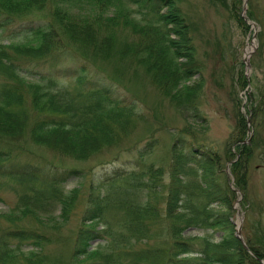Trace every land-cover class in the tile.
Wrapping results in <instances>:
<instances>
[{"label":"trees","instance_id":"obj_1","mask_svg":"<svg viewBox=\"0 0 264 264\" xmlns=\"http://www.w3.org/2000/svg\"><path fill=\"white\" fill-rule=\"evenodd\" d=\"M126 1L137 6L136 12L142 21L158 18L161 26L151 21L142 25L130 20L127 16L132 11L74 18L65 14L60 4L52 7L55 0H0L2 41L11 40L19 33L24 37L28 31L34 36H44L37 47L0 41V145L27 136L32 142L45 144L64 156L85 159L97 154L103 146L115 143L120 128L115 126L117 117L110 118L106 109L108 103L119 104V100L112 98L110 86L105 85L100 63L103 56L113 54H119L120 60L136 53V61L152 73L155 84L173 98L176 106L191 110L200 120L205 117L201 116L199 108L201 83L183 84L199 72V65L191 25L179 1ZM98 2L104 4L103 8L108 3V9L115 1ZM40 10L49 13L37 15ZM239 19L245 24L243 16ZM122 23L125 30L136 33L134 42L124 44L123 48L113 39L115 27ZM66 35L73 42L68 43L63 37ZM178 58L186 62L182 64ZM61 59L65 61L61 63ZM60 63L63 66L58 67ZM61 76L75 78L80 88L73 92L66 87L54 89ZM120 107L127 110L132 106ZM238 122L240 129L245 130L248 122L242 112ZM188 133L191 135L194 131ZM152 141L150 139L144 147L139 145L140 160L152 148ZM239 142L238 138L232 140L227 152L233 155V145L239 146L240 155L235 156L231 172L236 175L237 185L244 188L246 166L254 148H250L248 142ZM194 144L195 140L183 134L173 141L168 171L162 165L150 164L140 170L129 168L114 172L105 181L93 178L89 184V204L72 238L69 264H261L264 242L260 239L254 243L248 238L252 248L249 251L233 232L235 228L228 212L214 207L227 203L229 211L234 208L233 199L236 198L229 179L221 181L214 169L219 155H212L203 143L199 144L198 152ZM11 153L10 149L0 146L1 166ZM193 162L205 166L203 177L188 171L193 168L188 164ZM19 167L18 170L24 169L19 174L6 173L24 178L25 172L33 179L34 174L28 166ZM105 185H116L120 189L110 204L103 203L105 195L101 187ZM62 195L55 187L42 193L37 191L34 197L29 195L24 199L26 208L23 211L0 214V264L63 263L60 254H53L47 248L59 241V234H49L40 222L31 221L32 216L36 217L31 210L46 208L50 200L57 199L62 203L63 217L67 218L75 205V196L65 199ZM121 209L125 212L119 221L124 226L121 234L112 230L109 234L97 228L101 222L105 227L110 226L115 219L111 214L117 216ZM188 228L206 231L208 235L185 238L182 234ZM217 230L222 231V240L215 242L211 236ZM163 234L167 235L165 243L150 241ZM101 237L109 246L108 252L90 262L80 259L81 254L88 253L91 240ZM144 237L148 239L143 245ZM229 238L233 239V245L228 251L221 250L219 247ZM27 246L28 250L24 249Z\"/></svg>","mask_w":264,"mask_h":264},{"label":"rangeland","instance_id":"obj_2","mask_svg":"<svg viewBox=\"0 0 264 264\" xmlns=\"http://www.w3.org/2000/svg\"><path fill=\"white\" fill-rule=\"evenodd\" d=\"M55 1L51 6L60 4L69 17L86 18L95 13L111 16L119 11H132L127 18L142 25L148 21L160 26L162 23L158 18L152 17V20L147 18L142 21L141 15L136 12L137 6L127 4L126 0H111L115 2L108 5V9V3H105L106 8H103L104 4L100 5L98 0ZM178 1L191 25V35L197 50L196 63L199 65V72L183 81V84L201 83L199 108L201 116H205L203 119L193 116L191 110L186 111L181 106H176L173 98L169 94H164L155 84L152 73L136 61V53L120 60L119 54H113L103 56L100 63L101 74H105V85L110 86L112 98L119 100V104L108 103L109 108L106 109L110 118L117 117L115 126L120 128V135L115 143L103 146L97 154L85 159L70 157L67 154L64 156L45 144L32 142L27 136H22L20 140L8 141V145L1 143L12 151V156L9 160L5 159L2 166L0 165V170L4 169L3 172L0 171V214L23 211L26 208L24 199L29 195L34 197L37 191L42 193L53 187L57 188L65 199L70 195L75 196V205L69 210L67 218L62 215V203L59 199L50 200L46 208L31 210L36 215L32 216L31 221L40 222L39 225L49 234H59V241L49 244L47 248L53 254L61 255L63 261L61 264H69L72 238L89 204L87 197L92 179L100 178L101 181H105L114 172L127 171L129 168L140 170L150 164L162 165L168 171L171 146L181 134L195 140L194 145L198 152L199 144L203 143V146L210 149L212 155H219V163L214 165V169L221 181L224 182L226 177L229 179V186L235 191L236 198L233 199L234 208L229 211L227 203L216 204L214 207L228 212L235 228L233 230L235 235L238 226H241V235L249 251L250 249L252 251V248L248 245V238L254 243L260 239L264 242V0ZM48 13L40 10L36 14L47 16ZM239 15L243 16L246 25L241 23ZM135 35L134 31L125 30L122 23L115 27L113 39L123 48L124 44L134 42L132 39ZM0 37L2 38L1 35ZM24 37L19 33L11 40L0 41L5 44L12 42L13 45L22 47L28 45L37 47L43 42L44 36H34L28 31ZM63 37L68 43L73 42L68 35ZM123 41L126 42L122 43ZM177 60L182 61V64L186 62L183 58ZM64 61L60 60L61 63ZM61 66L63 65L58 67ZM61 87H66L72 92L80 88L75 78L66 76H61L59 84L53 88ZM126 105L132 107L127 110L120 107ZM241 112L248 122L245 130L238 126V116ZM188 131H194V134L190 135ZM237 138L240 142H248L250 148L251 146L254 148L247 162L244 188L237 185L236 175L231 172V164L240 155L239 146L233 145V155L227 152V146ZM150 139H153L152 148L140 160L139 145L143 144L144 147ZM188 165L194 168H189V172L198 173V176L203 177L205 166H199L195 162ZM19 166L23 168L28 166L34 174L33 179H29V174L25 172L24 178L16 176L18 172L24 170H18L21 168ZM12 167H17L14 168L17 172ZM9 171L16 174H7ZM101 191L105 195L103 203L110 204L120 189L116 185L109 187L105 185L101 187ZM118 212L117 216L113 214L115 217L111 214L116 220L113 219L110 226L105 227L101 222L97 228L101 227L109 234L111 230L113 233L121 234L124 226L119 221L125 212L122 209ZM204 234L208 235L206 231L188 228L182 235L185 238H194ZM221 234L222 231L217 230L212 236L209 235L217 242L222 240ZM166 237L165 234L158 235L150 241L155 240L163 244ZM108 239H111L110 235ZM134 239L133 237L131 243ZM147 239L144 237L143 245ZM90 245L88 253L79 256L86 262L100 258L109 250L103 237L92 239ZM232 245L233 239L229 238L228 242L219 248L228 251ZM261 264H264V257Z\"/></svg>","mask_w":264,"mask_h":264},{"label":"water","instance_id":"obj_3","mask_svg":"<svg viewBox=\"0 0 264 264\" xmlns=\"http://www.w3.org/2000/svg\"><path fill=\"white\" fill-rule=\"evenodd\" d=\"M248 65H249V63H248ZM239 225H240V223H239ZM236 236L239 237V238H241V240L243 241L245 247H247V245H246L245 242H244V238H243V236L241 235V226H238Z\"/></svg>","mask_w":264,"mask_h":264},{"label":"bare ground","instance_id":"obj_4","mask_svg":"<svg viewBox=\"0 0 264 264\" xmlns=\"http://www.w3.org/2000/svg\"><path fill=\"white\" fill-rule=\"evenodd\" d=\"M242 230V229H241ZM242 233V232H241Z\"/></svg>","mask_w":264,"mask_h":264}]
</instances>
